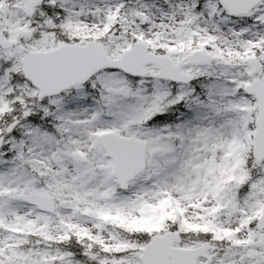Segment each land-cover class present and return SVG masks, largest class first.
<instances>
[{
    "label": "snow or ice",
    "instance_id": "snow-or-ice-1",
    "mask_svg": "<svg viewBox=\"0 0 264 264\" xmlns=\"http://www.w3.org/2000/svg\"><path fill=\"white\" fill-rule=\"evenodd\" d=\"M0 264H264V0H0Z\"/></svg>",
    "mask_w": 264,
    "mask_h": 264
}]
</instances>
